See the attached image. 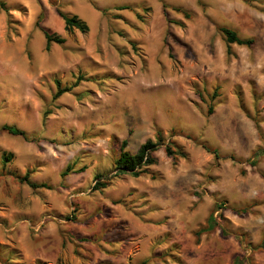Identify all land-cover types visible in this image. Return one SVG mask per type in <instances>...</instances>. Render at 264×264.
Returning a JSON list of instances; mask_svg holds the SVG:
<instances>
[{
	"label": "rangeland",
	"instance_id": "374dc122",
	"mask_svg": "<svg viewBox=\"0 0 264 264\" xmlns=\"http://www.w3.org/2000/svg\"><path fill=\"white\" fill-rule=\"evenodd\" d=\"M126 139L158 143L140 178L115 169ZM236 257L264 264V0H0V264Z\"/></svg>",
	"mask_w": 264,
	"mask_h": 264
},
{
	"label": "trees",
	"instance_id": "16d2710c",
	"mask_svg": "<svg viewBox=\"0 0 264 264\" xmlns=\"http://www.w3.org/2000/svg\"><path fill=\"white\" fill-rule=\"evenodd\" d=\"M1 8L2 10H5L7 12L5 3H1ZM59 16L64 20L65 30L68 33L72 34L74 30H79L82 33H87L89 31L88 24L82 19H80L78 16L65 14L61 11H59ZM219 30L226 37V41L229 45V50H228L229 53L231 52V45L233 44H237L239 46H251L254 43V40L252 39H249V40L242 39L238 35V33L231 28L221 27ZM43 32H44L46 42H47L46 44L47 51H50L51 45L53 43L60 44V45L65 43V39L62 36L56 33H51L50 31L46 29H43ZM56 83L58 87V92L55 95V98H59L64 93L68 92L69 89H62L60 81H57ZM212 112H213V109L210 108V114ZM1 131L7 132L8 134L13 135V136H21L23 138H28V135L25 131L15 126L4 125ZM163 142H164L163 134L160 131L158 133V143L162 144ZM158 143L153 142L152 140H149L140 147V149L138 150L136 154H131L130 152L126 150L129 145V141L127 139L124 140L121 144L120 156L115 161V169L118 171L117 174H123V175L129 174L134 178H140L143 174L148 173L147 168L157 164V158L153 155V153L156 152L158 148ZM208 150L211 153L216 154V156L218 157V154L216 151H212L209 148ZM165 152H166V155L173 160L174 165L178 164V158H187V154L182 149V147L175 145L174 143L168 144L165 148ZM5 160L8 161V159H5ZM98 178H101V175H98ZM21 181L24 183H27L33 189H37V188H48L49 189L50 188L47 184L37 185L35 183H32L29 180V174H26L24 177H22ZM107 186L108 185H106V183L102 184L103 188H106ZM214 220L215 219L210 218L208 223L209 224L212 223V225H209L208 228L204 229L202 232H198V236L202 233H206V232L213 230ZM234 264H241V260L239 259V257H236L234 259Z\"/></svg>",
	"mask_w": 264,
	"mask_h": 264
},
{
	"label": "crops",
	"instance_id": "0c3cea01",
	"mask_svg": "<svg viewBox=\"0 0 264 264\" xmlns=\"http://www.w3.org/2000/svg\"><path fill=\"white\" fill-rule=\"evenodd\" d=\"M23 256H24V255H23ZM41 259H42V258H38V257H37V259H36V260H41ZM26 260H27V259H26ZM1 264H2V263H1Z\"/></svg>",
	"mask_w": 264,
	"mask_h": 264
}]
</instances>
